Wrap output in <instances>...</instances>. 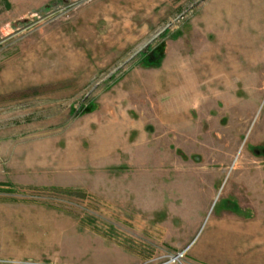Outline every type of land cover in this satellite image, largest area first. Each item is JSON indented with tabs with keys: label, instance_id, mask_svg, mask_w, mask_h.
Returning a JSON list of instances; mask_svg holds the SVG:
<instances>
[{
	"label": "rangeland",
	"instance_id": "obj_1",
	"mask_svg": "<svg viewBox=\"0 0 264 264\" xmlns=\"http://www.w3.org/2000/svg\"><path fill=\"white\" fill-rule=\"evenodd\" d=\"M0 264H264V0H0Z\"/></svg>",
	"mask_w": 264,
	"mask_h": 264
},
{
	"label": "trees",
	"instance_id": "obj_2",
	"mask_svg": "<svg viewBox=\"0 0 264 264\" xmlns=\"http://www.w3.org/2000/svg\"><path fill=\"white\" fill-rule=\"evenodd\" d=\"M151 57H152V55H151V56H149V55H147V56L143 55L141 61H144V62H146V63H151V62H152V61H151ZM152 59H153V58H152Z\"/></svg>",
	"mask_w": 264,
	"mask_h": 264
}]
</instances>
